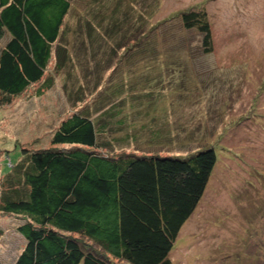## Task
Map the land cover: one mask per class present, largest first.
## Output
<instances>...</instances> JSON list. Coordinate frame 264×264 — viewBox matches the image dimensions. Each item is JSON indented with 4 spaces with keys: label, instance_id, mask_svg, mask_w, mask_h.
Returning a JSON list of instances; mask_svg holds the SVG:
<instances>
[{
    "label": "trees",
    "instance_id": "trees-1",
    "mask_svg": "<svg viewBox=\"0 0 264 264\" xmlns=\"http://www.w3.org/2000/svg\"><path fill=\"white\" fill-rule=\"evenodd\" d=\"M145 2L83 0L79 7L86 14ZM73 6L71 0H0V40L9 39L0 51V105L33 86V97L51 90L54 79L46 71L53 57L54 71L69 78L78 72L88 84L86 96L75 83L68 98H90L47 131L48 148L22 149L15 162L6 159L0 213L24 219L16 232L25 242L11 264H174L173 244L202 199L218 155L212 145L186 149L189 138L175 131L159 93L136 91L134 83L126 91L123 81L99 87L112 61L85 54L95 43L90 23V43L80 32L73 42H61ZM181 16L186 28L204 35L202 47L210 53L206 12ZM131 144L149 150L116 152Z\"/></svg>",
    "mask_w": 264,
    "mask_h": 264
},
{
    "label": "rangeland",
    "instance_id": "rangeland-1",
    "mask_svg": "<svg viewBox=\"0 0 264 264\" xmlns=\"http://www.w3.org/2000/svg\"><path fill=\"white\" fill-rule=\"evenodd\" d=\"M71 1L74 10L65 19L61 42H73L80 32L90 43L85 28L90 23L95 43L85 54L112 61L99 87L123 81L126 91L136 86V91L159 93L169 122L189 138L183 139L186 149L212 145L218 155L170 260L264 264V0H142L145 7L137 3L135 9L86 14L79 7L83 0ZM191 10L207 14L210 53L204 52L197 27L183 24L182 13ZM8 40H0V51ZM54 63L53 57L46 71L54 79L51 90L33 97V86L10 105H0V179L6 159L15 162L22 149L48 148L47 131L90 100L72 102L75 83L85 96L88 84L78 72L69 78L54 71ZM137 146L149 150L131 144L116 152H133ZM23 222L0 213V263L11 264L22 249L25 240L16 229Z\"/></svg>",
    "mask_w": 264,
    "mask_h": 264
},
{
    "label": "crops",
    "instance_id": "crops-1",
    "mask_svg": "<svg viewBox=\"0 0 264 264\" xmlns=\"http://www.w3.org/2000/svg\"><path fill=\"white\" fill-rule=\"evenodd\" d=\"M133 5H135V4H133ZM133 5H132V6H133ZM132 9H135V8H134V7H132Z\"/></svg>",
    "mask_w": 264,
    "mask_h": 264
}]
</instances>
